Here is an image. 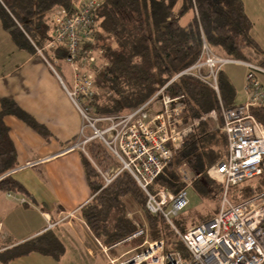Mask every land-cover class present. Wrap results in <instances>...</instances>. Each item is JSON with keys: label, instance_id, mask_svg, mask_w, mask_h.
Returning a JSON list of instances; mask_svg holds the SVG:
<instances>
[{"label": "trees", "instance_id": "16d2710c", "mask_svg": "<svg viewBox=\"0 0 264 264\" xmlns=\"http://www.w3.org/2000/svg\"><path fill=\"white\" fill-rule=\"evenodd\" d=\"M60 6L69 9L70 0H0L1 26L18 49L32 55L40 50L55 68L64 61L65 51L60 45L52 51L44 49L52 29L46 15ZM251 30L252 23L241 0H103L95 11L91 47L103 50V59L108 66L96 76L101 97L87 103L92 116L126 114L145 104L162 88L171 98L181 97L187 120L217 110L218 99L209 87L189 76L176 77L198 59L203 41L215 54L228 59L245 61L243 53L246 49L259 54L261 50L251 36ZM256 66L264 69V58L258 60ZM219 90L225 108L238 105L235 90L225 78L224 70L219 74ZM251 112L264 124V106L255 107ZM9 115L19 119L46 142L52 139L47 128L13 100L2 99L0 176L17 166V153L4 123V117ZM86 151L88 157L82 152L80 157L91 199L81 207L80 217L92 236L106 247L130 236L135 227L126 212L132 205H137L149 226V239H162L165 252L179 251L186 257L185 248L164 218L147 211L145 194L127 172H122L110 185L102 188L96 167L106 170L116 165L104 145L93 140L86 145ZM226 155L225 133L213 130L207 121H201L174 152L149 190L179 192L184 183L178 168L186 165L192 174V188L199 196L208 199L216 189L222 194V187L211 181L206 172ZM0 186L6 191L22 190L10 177L1 180ZM261 188H243L236 201L259 193ZM113 210H122V214L111 222ZM176 227L186 230L182 226ZM64 251L59 238L46 231L6 251L0 263L6 264L32 253L59 260Z\"/></svg>", "mask_w": 264, "mask_h": 264}, {"label": "built area", "instance_id": "2783aa9c", "mask_svg": "<svg viewBox=\"0 0 264 264\" xmlns=\"http://www.w3.org/2000/svg\"><path fill=\"white\" fill-rule=\"evenodd\" d=\"M102 3L103 0H70L69 9L60 6L46 15L52 29L44 49L52 51L58 45L64 49V61L72 70L70 89L62 83L40 50L38 55L58 77L86 122L71 149L87 154L85 147L89 142H101L120 165L116 170L97 169L103 182L102 188L110 185L122 172H127L145 194L147 211L164 218L186 251V257L179 251L165 252L164 240H150L148 226L136 224L130 236L105 247L104 251L138 239L142 240L141 244L119 258L110 259V264H264V192L237 203L228 199L230 187L264 174V124L251 112L255 107L264 106V85L258 80L259 74L264 75V69L242 62L247 70V100L244 104L225 108L220 98L219 74L226 65L237 64L238 60L213 53L203 41L198 59L176 78L189 76L209 87L218 99L217 110L187 120L181 97L171 98L163 93L162 88L148 102L131 112L92 116L87 103L99 97L96 76L108 66L103 59V50L91 47L94 15ZM155 102L160 103L161 109L152 115L150 106ZM217 116L220 131L227 138V155L211 165L206 174L222 187L221 206L212 219L181 231L171 217L188 205L187 189L192 184L189 168L182 165L178 170L184 188L177 193L166 189L151 192L149 187L192 130L201 121L207 118L212 121ZM98 124H103V127ZM86 127L91 130L89 136L84 134ZM33 165L28 163L11 169L0 176V181ZM20 202L26 203V200Z\"/></svg>", "mask_w": 264, "mask_h": 264}, {"label": "crops", "instance_id": "0c3cea01", "mask_svg": "<svg viewBox=\"0 0 264 264\" xmlns=\"http://www.w3.org/2000/svg\"><path fill=\"white\" fill-rule=\"evenodd\" d=\"M71 80L72 76L69 86ZM5 98L44 125L52 139L46 142L16 117H4L17 153L15 168L34 165L10 176L22 190L6 191L0 186V261L6 251L46 231L64 234L74 220L84 224L80 209L91 199L80 151L71 149L84 126L79 110L43 58L18 49L0 22V102ZM84 134L91 135L90 128H84ZM57 261L32 253L6 264Z\"/></svg>", "mask_w": 264, "mask_h": 264}, {"label": "rangeland", "instance_id": "374dc122", "mask_svg": "<svg viewBox=\"0 0 264 264\" xmlns=\"http://www.w3.org/2000/svg\"><path fill=\"white\" fill-rule=\"evenodd\" d=\"M241 1L243 2L244 10L248 13L250 21L253 24L251 36L255 39L261 50L259 54H257L252 49L244 50L243 60H245L246 62L257 64L258 60L264 58V0ZM213 53L215 52L213 51ZM242 62L246 63L244 61H238L237 64H228L223 69L225 78H227L231 82L235 90V101L238 104H244L247 100L245 91L247 70ZM55 69L63 78L66 84H64L62 78L59 76L62 80V83L68 89H70L72 86V80L70 86L69 81L70 77L72 76V70L68 66L66 61L59 62V66H56ZM258 80L264 85L263 74L258 75ZM98 91L99 97L97 99L101 97V90L99 89ZM159 104V102L151 104L150 113H152V115L160 111L161 106ZM206 121L210 125L211 129L220 131L221 126L219 116L215 117L212 121L207 118ZM85 123L86 122L84 121V124ZM98 126L103 127V124H98ZM79 151L82 152L81 150ZM84 155L88 157V153H84ZM119 166V163L116 161V165L110 166V168L106 170H116V168L118 169ZM214 186L215 185L213 184V187ZM216 187L217 186H215V188ZM258 187H262L260 192H264V174L248 180L244 184L230 187L228 190V199L230 200V202L236 203V198L240 199L241 190L243 188L257 189ZM213 191L214 193L212 192V197L206 199L203 196H199L196 190L192 188L191 184V187L187 189L188 205L178 215L171 217L172 222L176 226H182L187 230L192 226L198 225L199 223L204 221L205 218L218 212L222 202V194L218 189H216V191ZM121 214L122 210H113L111 213V222ZM126 214L134 227L136 226V224L148 226L142 212L137 205H132L126 212ZM59 232H55V234L60 238L65 251L64 254L59 258V261H57V264H110V259L121 257L125 251L134 249L135 247L139 246L142 241L141 239H138L130 243H124L119 247L108 250L106 252L104 251V248L106 246L102 243V241L97 240L94 237V240L90 239V235H92L91 232L88 230V228H85L84 224L78 219L74 220V223H72V228H69V230L64 234L63 231L60 233Z\"/></svg>", "mask_w": 264, "mask_h": 264}]
</instances>
